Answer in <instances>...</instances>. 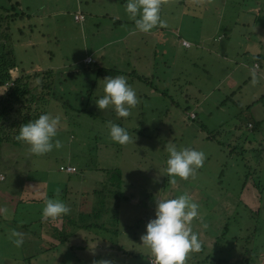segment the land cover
Here are the masks:
<instances>
[{"label":"rangeland","instance_id":"374dc122","mask_svg":"<svg viewBox=\"0 0 264 264\" xmlns=\"http://www.w3.org/2000/svg\"><path fill=\"white\" fill-rule=\"evenodd\" d=\"M80 1L0 0V7L10 8L11 4L17 3L20 5L17 11L23 10L28 14V17L16 18L9 23L11 53L19 69H53L57 72L56 79L62 81L57 80L52 90L55 97H51L43 109L52 114L61 113L63 117L55 137L61 146L46 154H31L24 143L0 142V173L6 177L5 181H0V224L4 220L7 223L4 229L7 238L0 235V257L3 255L4 259H0V264H96L105 259L113 260L114 264H150L149 249L141 244L140 237L147 222L154 218L155 198H172L185 192L199 205L198 217L193 219L191 227L201 241L200 250L189 253L185 264H264V140L260 133H257L258 137L253 136L244 124L250 117L256 121L262 119L264 86L258 84L260 78L251 75L253 81L241 86L239 93L234 97L226 96L233 101L226 100L224 108L216 106L217 110L216 104L210 101L205 111L211 112L212 117L205 126L200 121L184 120L185 107H193L194 101L187 103L182 98L187 93L199 98L197 87L203 85L206 90L213 86L221 70H209L210 75L204 81L198 79L193 72L199 77L204 76L199 70L203 65L195 63L199 66L197 69L189 60L191 50L179 46L177 37L170 38L168 33L165 37L158 31L162 27L159 23L148 32L140 31L147 35L149 41L159 42L156 61H151L155 54L151 47L146 52L148 54L141 56L140 49L144 44L138 40L139 35H133L129 42L122 38L112 47L113 50L110 47L107 51L93 53L92 57L99 63L86 66L80 60L85 56L86 46L102 48L107 40L126 34L135 29V25L125 12L126 0ZM197 1L161 0L160 19L172 26L179 25L180 28L176 27L182 30L179 34L191 37L193 15L201 12L202 19L193 28H207L205 32L210 30V35L216 29L210 28V23L215 20L212 14L221 11V1L214 0L219 9L212 11L211 16L203 10L213 0H201L203 12L200 11V0L199 6L195 5ZM91 6L99 13L108 11L110 16L122 21L95 19L94 22L87 18L91 23L83 30L82 24L73 21V14L80 7L88 9ZM99 7L102 9L98 10ZM172 45L180 55L175 54ZM146 50L147 46L143 51ZM104 54L106 58L102 57ZM204 56L211 57L208 53ZM147 58L150 60L146 61ZM84 62L89 64L86 59ZM104 64L108 71H118L110 77L123 75L135 90L138 102L130 108L127 117L116 116L111 106L100 110L95 104V99L104 94L105 77H99L97 73L99 67H106ZM145 65H149L151 70L146 76L149 77L147 83L135 76L145 72ZM261 68L264 72V61ZM19 71L16 70V75ZM177 71L180 72V80L173 85L175 98L173 94L171 100L168 97L164 101L155 100L159 95L156 92L165 87L158 77L164 79L166 75L170 78V74ZM151 72L154 74L152 77L149 75ZM255 78L258 81H254ZM227 86H222L223 92L229 90ZM260 88L263 91L260 92ZM139 90L147 97H139ZM253 93L256 94L255 100ZM214 96L219 95L216 93ZM235 112H239L238 117ZM109 121L123 124L129 134L127 143L121 145L110 139ZM135 127L138 128L136 131L133 130ZM209 135L215 139L208 140ZM246 138L254 141L250 144ZM166 143H173L178 149L190 147L204 153L203 163L194 175L187 179L167 176ZM68 164L77 165L80 172L75 177L84 180L66 183L64 178L68 174L61 171L60 166ZM47 198L59 199L70 209L61 221L65 243L73 245L62 247L53 239L47 240L48 245L42 242L38 245L43 249L50 244H54L55 249L60 248L55 252L64 255L60 260H46L44 255L34 260L28 244L36 227L46 221L41 219V210ZM94 209H103L99 219L95 218ZM23 221L26 225L21 223ZM88 222L101 224L108 228L109 234L105 243L93 250H90V240L86 239L88 249L81 251L77 240L84 231L80 233L77 225L82 227ZM10 223L16 224L12 231L23 234L24 242L20 247H13L9 239L11 231H7V226ZM81 240L85 241L83 237ZM69 247L74 248L72 253ZM123 248L133 253L124 254ZM82 255L85 261H81ZM22 258L25 260L19 262Z\"/></svg>","mask_w":264,"mask_h":264},{"label":"crops","instance_id":"0c3cea01","mask_svg":"<svg viewBox=\"0 0 264 264\" xmlns=\"http://www.w3.org/2000/svg\"><path fill=\"white\" fill-rule=\"evenodd\" d=\"M100 1V0H99ZM125 2V0H123ZM199 1V0H198ZM198 1L195 2L196 6H199ZM221 1V11L217 14H212V18L215 17V20H213L210 24V28L214 29L216 28L214 31L212 30V33L209 35L208 30L207 32H205V30L207 29H194L193 27H195V23H197V21L201 20L202 17L199 14H195L193 15L194 22L192 23L193 25H191V37H186V35H182L179 34V31L181 29H177L180 28L179 25L177 26H172L167 24V22H165V20H163L161 25L162 27L160 28V30L158 29V31H161L162 34L166 37V33L168 37L172 38V37H177V39L179 40V46H181L184 49H190L191 50V58L189 57L190 62L195 66V63H201L203 66L199 68V66L197 67V69L199 68V70L201 69L204 73V76H200L197 75L195 72H193V74L195 76L198 77V79H203L202 81L205 80V77L210 75L209 70H221V74L220 77L218 79V81L211 86L210 88H207L206 90L200 86L197 87L196 91L197 94L200 95L199 98H197L196 96H191L187 93L186 96H184V98H182V100H184L187 103H190V101H194V106H188V109L186 112H184V120L188 119L191 121H200L201 124L203 126H205V123L207 122V120L209 118L212 117V113H208L207 111H205L206 108H209L210 105V101L214 102L215 107H225L226 105V100H231L230 98H227L226 96H230L234 97L236 95V93L240 91L241 86H243L247 81H253L252 76L251 75H256V77H259V81L256 80V78L254 79V81H258L259 85L264 86V72L262 71L261 68V63L262 61H264V0H220ZM80 2H83L80 1ZM85 2V0H84ZM102 1L99 4H101ZM202 1L200 0V11L203 10V6L201 5ZM205 5V4H204ZM223 6V7H222ZM228 7V8H227ZM102 9V7L98 10ZM219 9V7L216 6V3L214 2V0L211 2V4L206 5V8L203 10L205 12V14L209 13L211 16V12L212 11H217ZM97 9H92V6L88 9H83L82 7L78 8L77 12L75 14H73V21L75 23L78 24H82V26L84 27L83 30H85L86 27H88V25L91 23V21L95 22V19H115L116 22L120 23L122 20H118L117 17L114 18L113 15H109V12L105 10L101 11L102 13H99V11H96ZM194 10H190V12H192ZM202 11V12H203ZM76 14H82L84 15V19L80 20V21H75L74 19V15ZM91 14V15H90ZM52 15V13L49 14V17ZM209 16V18H210ZM165 17H167V15H165ZM87 18L92 19L91 21H89ZM209 18H207L208 20H210ZM163 19V18H162ZM161 19V20H162ZM130 23V22H128ZM199 23V22H198ZM177 27V28H176ZM201 27V25H200ZM199 27V28H200ZM176 28V29H174ZM222 29H224V32H222ZM182 31V30H181ZM84 32V31H83ZM205 32V33H204ZM183 33V32H182ZM203 33V34H202ZM202 34V35H201ZM133 35H139V39L141 40L144 44V48L147 46L148 50L143 51V49H140L142 51H140L141 56H143L146 52H149V47L152 48V50L154 49V57L151 56V61H156V58L159 55V52L157 51V48L160 46L158 41H153V40H148L147 35L141 33L140 31L133 29L130 30L129 32H127L126 34H122L120 35V37H117L116 39H109L106 41V45L102 48H95L92 49L88 46H86V48L84 49V57H81L80 60H82V63L86 66H91L92 64H95L96 62L99 63L98 61L95 60L94 57H92V54L95 52H98L100 50H106L107 48L111 49L116 43L121 42L122 40L129 42L130 37H132ZM86 36V37H85ZM83 37L87 38V35H85ZM124 36V37H123ZM149 36V33H148ZM124 38V39H122ZM157 40H159V37H156ZM122 39V40H121ZM86 41V39H85ZM172 41V40H171ZM183 41H186L190 44V46H185L183 44ZM223 41H225L224 43H222ZM87 42V41H86ZM150 42L152 43L151 46ZM166 44V41H164ZM214 43L219 45H215ZM172 44V42H171ZM128 45H131L128 44ZM222 45V48L220 47ZM100 47V46H99ZM111 47V48H110ZM140 47V46H139ZM219 47V48H218ZM165 48V46L163 47V49ZM194 48V49H193ZM171 49L174 50L175 52V48L174 45H172ZM108 50V49H107ZM106 50V51H107ZM113 50V48L111 49ZM202 50V52L199 53V51ZM144 52V53H143ZM178 55H180L179 51H177ZM175 52V54H177ZM208 53L210 56L205 57L204 54ZM110 54V52H109ZM148 54V53H146ZM174 54V55H175ZM88 57L93 58V63L92 64H85L84 60ZM105 57V54L102 56ZM111 57V55H110ZM150 59H146V61H149ZM207 60V61H205ZM209 61H211L209 63ZM194 62V63H193ZM152 64V63H151ZM156 64V63H154ZM106 67L101 66L102 68H107V65L104 64ZM257 65V66H255ZM175 66V65H174ZM113 66H110L109 68L112 69ZM179 69V68H178ZM143 72L142 75L141 74H137L136 73V77L139 78L138 76H147L148 72L151 71L150 70V66L145 65V67L143 66ZM151 77L154 76V74L151 72V74H149ZM244 75V77H243ZM165 78L163 79V77L159 76L158 80L161 82H164L165 87L163 88V90L161 91H157L156 94H159L158 96H155V100H165V97L171 98L173 97V94L175 92V88L173 87V85L176 84V82L178 83V81L180 80V72H173L172 74H170V78H166V75H164ZM141 80V79H140ZM142 81V80H141ZM144 82V81H143ZM147 83V82H145ZM228 85V86H227ZM258 85V86H259ZM205 86V85H204ZM222 86H227L228 87V91L225 90V92H223V87ZM263 91V88H260V92ZM259 92V93H260ZM194 93V92H193ZM216 93H218L219 96L215 97L214 95H216ZM258 93V94H259ZM195 94V93H194ZM139 97L143 96L146 98L147 94L144 93L142 90H139L138 92ZM222 95V96H221ZM253 95V100H255V93L252 94ZM261 95V94H260ZM177 97V96H176ZM222 97V99H220ZM174 98H175V94H174ZM226 98V99H225ZM173 99V98H172ZM178 102V100H177ZM237 102L239 103V99H237ZM177 105V104H176ZM264 107V105H262ZM187 107V106H186ZM217 108V110H219ZM250 107V106H249ZM193 108V109H192ZM170 111H168V114ZM190 114H194L195 117L194 119L190 118ZM175 115V113H174ZM262 119L256 121L255 119H253V117H250V119L245 121V127L251 129L250 132L251 134H253V136H257V133H260L261 138L264 139V113L261 114ZM222 116V115H221ZM235 116H239V112L237 114V112H235ZM179 117H181V112H179ZM218 118V116H216ZM249 124L255 125L258 124L259 125V130L258 132H253L252 128L249 127ZM120 126H123L122 123H119ZM126 126H128L126 124ZM138 127H140L139 125H137ZM220 126V125H218ZM223 126V125H222ZM138 128L135 127L133 130L136 131ZM203 129V127H202ZM205 129V127H204ZM254 141L253 139L250 138V140L248 142ZM69 166H75L77 168V171L75 173H66V178H64V181L66 183H69L70 181H73V183L75 184V182H79V179H83L84 178H76L75 175L80 172V168L75 165V164H68ZM0 175H3L4 180L6 179L5 175L3 173H0ZM74 175V176H73ZM75 177V178H74ZM75 186V185H74ZM96 192V191H94ZM63 218L60 217L56 220H47L45 221V223L39 225L36 227V230L34 231L35 234H31L29 236V240L30 243H28L31 246V250H32V257L34 260L39 256V255H44V259L46 260H60V258L62 259L64 257L63 254L61 253H55L56 251H58L60 248L55 249L54 248V244H50L47 248H42L39 247L38 245H41L39 242H42L44 244H47V240L48 239H53L56 240V242H58L62 247H64V245L66 246V244H71L73 245V243H65L64 240V233L63 231L65 230L64 227L62 226V220ZM2 220V219H1ZM36 221V220H35ZM38 221V220H37ZM23 223V225L25 222H21ZM6 222L4 220L3 223L0 224V235H3L4 238H7L6 234H5V228H6ZM5 225V226H3ZM16 224H8L7 226V231H12V229H14V226ZM91 226V227H90ZM88 227V228H86ZM20 228V227H19ZM77 228H80V233L83 230L84 233L81 234L79 236V239L77 240V244H78V248H80L81 251H84L86 249H88V244L86 242V239H89L90 242L89 244L92 245V247L90 248V250L92 249H96V248H100L102 246L103 243H105L106 241V237H108L107 235L109 234L108 232V228L106 227H102V225L97 224V223H92V222H88L87 225H83L82 227H80L79 225H77ZM40 230V232H39ZM75 234V233H74ZM73 234V235H74ZM35 236H38V238L35 239ZM84 238L85 241L82 242L81 238ZM69 238V237H68ZM40 239V240H39ZM98 241L99 244H98ZM35 245V246H34ZM48 245V244H47ZM14 247V245H13ZM105 246H103L102 248H104ZM69 251L71 249V253L72 250L74 249L73 247H69L68 248ZM123 253L127 255V253H133L132 251H126L125 248L122 249ZM2 251V250H1ZM5 255V254H4ZM63 255V256H62ZM117 257H119L118 254H116ZM3 255H1L0 259L4 260L2 258ZM81 261H85L86 258L84 255H82L80 257ZM118 260H122L120 258H116ZM13 260L15 262H18V260L16 258H13ZM25 258H22L19 260L20 261H24ZM96 261V259H93L92 261ZM149 262H150V258H149Z\"/></svg>","mask_w":264,"mask_h":264},{"label":"clouds","instance_id":"9594fccd","mask_svg":"<svg viewBox=\"0 0 264 264\" xmlns=\"http://www.w3.org/2000/svg\"><path fill=\"white\" fill-rule=\"evenodd\" d=\"M160 4L161 0H126L125 12L134 20L136 30L148 32L158 23H163L159 16ZM103 81L104 94L95 99L96 106L100 110L111 106L116 116L127 117L130 108L138 102L135 90L123 75L107 76ZM62 122L61 113L43 112L34 120L21 124L16 139L26 144L31 154H46L54 147L60 148V141L55 137ZM107 128L113 142L123 145L129 141L124 127L109 121ZM165 150L168 153V177L187 179L194 175L204 160V153L194 148L178 149L175 144L166 143ZM198 208L199 205L186 192L172 198H155L154 218L147 222L140 237L141 244L149 249L151 264H185L189 253L200 250L198 233L191 227L193 219L198 217ZM69 211L63 201L47 198L41 210V219L56 220ZM9 239L16 247L24 242L23 234L15 230L11 231ZM96 264H114V261L105 259Z\"/></svg>","mask_w":264,"mask_h":264},{"label":"trees","instance_id":"16d2710c","mask_svg":"<svg viewBox=\"0 0 264 264\" xmlns=\"http://www.w3.org/2000/svg\"><path fill=\"white\" fill-rule=\"evenodd\" d=\"M18 7L20 5L17 3L11 4L10 8L0 7V142H9L16 145L23 143L16 139L19 126L31 119L34 120L39 114L45 112L43 109L44 104L51 97H55L52 96L55 83L57 80L58 82L62 81L61 79H56L57 72H54L53 69L26 71L17 68L14 56L11 53L10 29L8 27L9 23L16 18L28 17L25 11H17ZM90 63H93V61ZM16 70H20L17 72L18 75L15 73ZM97 73L99 77H110L117 74L118 71L116 69L108 71L107 68L99 67ZM138 77L144 82L149 80V77ZM187 109L188 106L185 107L184 112ZM250 128H252L253 132H258L259 125L255 124ZM246 129L251 130L247 127ZM207 139L213 141L215 138L209 135ZM245 140L249 141L250 138ZM93 212L96 219H99L98 217L104 213L103 209L100 211L96 209Z\"/></svg>","mask_w":264,"mask_h":264},{"label":"built area","instance_id":"2783aa9c","mask_svg":"<svg viewBox=\"0 0 264 264\" xmlns=\"http://www.w3.org/2000/svg\"><path fill=\"white\" fill-rule=\"evenodd\" d=\"M74 19H75V21L83 20L84 19V15H82V14H76V15H74ZM183 44L185 46H190V44L188 42H186V41H183ZM86 60L90 63L91 57L86 58ZM255 66H257V65H255ZM190 117L191 118H194V114H190ZM251 126L252 125L249 124V127H251ZM60 170L61 171H65L67 173H75L77 171V168L75 166L66 165V166H60ZM3 180H4V177L3 176L0 177V181H3ZM150 264H151V262H150Z\"/></svg>","mask_w":264,"mask_h":264}]
</instances>
